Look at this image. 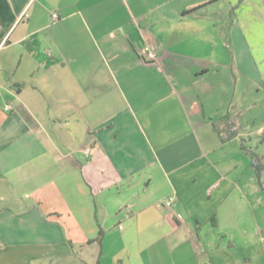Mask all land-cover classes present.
Masks as SVG:
<instances>
[{
  "label": "crops",
  "instance_id": "crops-1",
  "mask_svg": "<svg viewBox=\"0 0 264 264\" xmlns=\"http://www.w3.org/2000/svg\"><path fill=\"white\" fill-rule=\"evenodd\" d=\"M261 90L264 0H0V264H264Z\"/></svg>",
  "mask_w": 264,
  "mask_h": 264
},
{
  "label": "rangeland",
  "instance_id": "rangeland-1",
  "mask_svg": "<svg viewBox=\"0 0 264 264\" xmlns=\"http://www.w3.org/2000/svg\"><path fill=\"white\" fill-rule=\"evenodd\" d=\"M242 67H244V66H241V70H244ZM240 81L243 83H246V80L244 78H242V75H241ZM256 96H257V98L262 99L264 97L263 91L262 90L260 92L256 91ZM255 113L257 114V116H259L260 119H263L264 111L261 110L260 107L255 111ZM254 143H258V136H256L254 138V142L253 141L249 142V143H247V141L245 142V144L248 146L254 145ZM261 145H262V143H261ZM253 151L257 152L256 148H254ZM255 163H259V159L257 156H255ZM260 173H261L260 169H258V167H255L256 184L260 186V187H258V191H256L257 192L256 197L259 198V195H260L262 197V199H264V187H262L264 184V174H260ZM260 205L261 206H257V213L259 215H260V210H261V212L263 211L261 214L264 213V202H262ZM244 218L246 219V222H248L250 220L249 217H244ZM262 219L257 220V223L253 222L252 219L248 222V228H249L250 232L255 231V234L252 235V240H250V243L251 242H258L259 245H261V246L264 245V238H262V237H264V214H263ZM260 229H262V230H260ZM250 246H249L250 249H255L256 246H258V245L254 246L252 243Z\"/></svg>",
  "mask_w": 264,
  "mask_h": 264
},
{
  "label": "built area",
  "instance_id": "built-area-1",
  "mask_svg": "<svg viewBox=\"0 0 264 264\" xmlns=\"http://www.w3.org/2000/svg\"><path fill=\"white\" fill-rule=\"evenodd\" d=\"M54 16L57 17V14H54ZM142 54H143V59L149 63L156 62L159 56L158 51L149 42L144 43ZM7 108H9V105H7ZM89 152H90V148H87L86 153ZM174 201H175V197L171 196L166 200L165 204L167 207H171Z\"/></svg>",
  "mask_w": 264,
  "mask_h": 264
}]
</instances>
